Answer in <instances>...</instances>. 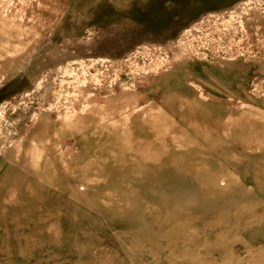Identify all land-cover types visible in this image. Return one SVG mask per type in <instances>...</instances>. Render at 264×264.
Listing matches in <instances>:
<instances>
[{
    "label": "rangeland",
    "instance_id": "1",
    "mask_svg": "<svg viewBox=\"0 0 264 264\" xmlns=\"http://www.w3.org/2000/svg\"><path fill=\"white\" fill-rule=\"evenodd\" d=\"M0 264H264V0H0Z\"/></svg>",
    "mask_w": 264,
    "mask_h": 264
}]
</instances>
